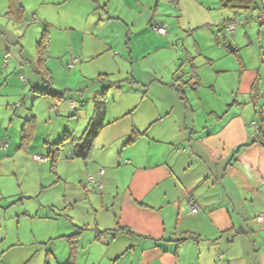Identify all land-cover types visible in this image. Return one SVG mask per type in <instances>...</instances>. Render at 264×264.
<instances>
[{"label": "crops", "instance_id": "0c3cea01", "mask_svg": "<svg viewBox=\"0 0 264 264\" xmlns=\"http://www.w3.org/2000/svg\"><path fill=\"white\" fill-rule=\"evenodd\" d=\"M141 2L137 0L139 5ZM189 2L208 5L209 0ZM211 3L220 4V1ZM23 8L21 20L7 19L21 23L26 12L24 5ZM225 9L221 13L223 21L235 16H230L233 9ZM99 21L101 19L94 20L96 23L90 29L87 22L81 27L63 28L68 31L71 41L74 33L79 42L76 49L72 42V50L81 61L79 69L82 72L88 70V66L92 67L102 55L109 56L104 63L106 68L97 72L98 78L110 75L107 68L114 64L112 44L107 36L95 31L99 29ZM188 25H191L190 21ZM200 25L207 27L214 24L205 22ZM126 26V37L132 36L128 24ZM208 30L213 32L211 28ZM223 30L218 28L208 44H205L204 38L190 33L195 41L194 48L201 52V47H209L203 51L204 61L199 66L207 69L199 70L195 65L193 70L183 62L187 57H193L188 47L179 50L170 39L160 40L161 43L169 41L166 48L178 56L173 69L167 77L151 74L143 78L134 70L127 73L124 80L130 84L146 85L149 93L143 96L135 94L136 104L131 102L121 106L120 113L115 114L113 108L109 110L103 96L110 87H120L119 80L108 81L101 90V96L92 95L91 100L90 97L84 98V103L90 101L92 104L85 128L93 115L95 100L105 103V126L97 132L86 157L74 156L72 152L66 158L83 161L85 169L80 167L78 172L80 177H85L86 184L88 176L102 183L100 190L88 185L97 192L93 194L91 203L93 209L98 208L101 212L103 229L96 227L95 239L100 241L102 234L108 236L104 238L105 244H109L105 247L104 256V259H111L108 264H264V147L253 142L238 149L255 137L249 125L252 117H249L250 113H244L245 103L238 102V94L251 93L256 74L253 70H246L244 60L239 55L242 66L235 78L229 83L218 84V78L225 69L213 70L217 59L213 50H218L215 51L218 55L223 52L219 45ZM160 36L165 37L167 33ZM1 38L0 32V58L2 54L3 57L9 55L6 68L18 65L17 70L22 71L26 63L21 62L23 53L18 51L16 55L13 48L17 43L16 35L10 36L11 41ZM125 44L132 56V40L130 48L129 41ZM50 46L49 41L46 59L49 58ZM33 57L28 70L34 77L24 76V81L27 80L33 92L42 95L38 89L47 85L39 72L37 51ZM178 61L180 65L177 67ZM44 66L52 83V71L46 60ZM194 72L198 78H193ZM178 86L183 94L188 88L189 92L204 89L216 95L217 102L209 103L206 108L209 127L198 117H193L194 108L186 96L182 98L177 91ZM49 87L63 95V102V92L53 89L51 84ZM82 90H79L80 97L84 94ZM198 102L199 106L205 107L204 102ZM70 107L77 109L74 102L70 103ZM138 107L143 108L142 114L134 115ZM119 119L123 123L113 127ZM85 128L78 135L70 136L80 138ZM109 128L114 130L108 131ZM133 131L141 134L133 142L126 143ZM72 144L79 143L72 141ZM94 150L97 151L93 155ZM90 156L95 165L91 170L89 164L85 163ZM100 168L104 169L101 176L98 175ZM190 201L198 204V212L189 211ZM259 216H262L261 221L257 220ZM127 229L131 232H127ZM187 233L197 235L198 240L178 241ZM31 260L32 257L24 264H31ZM46 261L47 258L44 263Z\"/></svg>", "mask_w": 264, "mask_h": 264}, {"label": "rangeland", "instance_id": "374dc122", "mask_svg": "<svg viewBox=\"0 0 264 264\" xmlns=\"http://www.w3.org/2000/svg\"><path fill=\"white\" fill-rule=\"evenodd\" d=\"M20 1L25 7V19L16 23L5 16L8 0H0L1 39L11 41L10 36L16 35L17 43L13 48L16 55L18 51L23 53L21 62L26 63L22 71L17 70L18 65L9 69L6 68L9 55L3 57L2 54L0 58V264H24L31 257V264H44L45 258L49 264H59L57 262H63L69 251L63 234L83 228L79 235L75 264H108L111 259H104L105 247L109 245L105 244L104 238L108 236L102 234L100 241L95 239L97 228L100 226L103 229L100 223L101 212L98 208L93 209L91 203L93 194L97 192L86 184L85 177H80V167L85 169L83 161L66 158L81 149L65 139L55 164V172L52 171L51 158H47V155L55 151L53 143L68 133L78 135L82 132L92 110L91 102L84 103V98L90 97L91 100L92 95L101 96V90L108 81L119 80L121 85L110 87L103 94L108 102L106 107L109 110L113 108L116 114L121 112V106L135 102V94L143 96L149 93L146 85L130 84L124 80L127 73L134 70L143 78L151 74L169 75L178 56L166 48L169 47V41L161 43L160 40L170 39L179 50L188 47L194 57V64L199 70L204 68L199 66L204 61L203 51L209 47H201L202 53L194 48L195 41L190 33L204 38L205 44H208L211 35L213 38L218 28L223 29L220 27L223 21L221 13L226 9L219 3H211L218 0H209L206 3L208 5L179 0V8L166 2H160L154 7V0H141V5L137 0ZM257 12V9L231 10L230 16L235 15L243 21L249 17V20L238 24L234 33L223 30L219 43L222 55L215 53L218 50H213L217 58L213 70L225 69L218 78V84L229 83L235 78L237 70L242 66L239 55L244 60L246 70L255 71L251 93L238 94V102L245 103L244 113H250L249 117H252L249 125L253 133L256 132L251 123L255 121L260 124L261 114L264 115V24L256 19ZM98 19H101V31H95L107 36L114 57V64L107 68L110 75L99 78L96 74L101 68H106L104 63L109 56L102 55L94 61L92 67H87L86 73L82 72L79 69L81 61L72 50V42L75 49L79 42L74 33L71 41L68 31L63 29L81 27L86 22L90 29L96 23L94 20ZM189 21L191 25H188ZM205 22L214 25L201 27L200 24ZM126 24L132 36L126 37ZM158 24L164 26L167 36L162 37L155 32L153 26ZM209 28L213 30L212 33ZM43 30L49 35L51 45L49 58L46 59L52 71L51 85L64 94L60 104L53 97L33 92L27 80L20 79V74L23 77H34L28 68L31 60H34L36 42L41 38ZM130 38L134 52L132 56L125 44L129 41L130 48ZM227 44L237 51L227 52ZM73 57L78 62L69 69L67 63ZM179 65L180 61L177 67ZM79 90L84 93L81 97ZM185 93L183 95L194 108L193 117H198L209 127L206 108L209 103L217 102L216 95L204 89L189 92L187 88ZM141 98H138L139 101ZM198 101L204 102L205 107L199 106ZM71 102L76 104V110L70 107ZM142 109L138 107L134 115H141ZM29 116H35L32 130L30 136L23 138L25 133L22 134V126ZM109 116L110 113L107 118ZM121 123L123 121L119 119L113 127ZM112 130L114 128L108 129ZM92 161L91 156L85 161L90 170L95 166Z\"/></svg>", "mask_w": 264, "mask_h": 264}, {"label": "trees", "instance_id": "16d2710c", "mask_svg": "<svg viewBox=\"0 0 264 264\" xmlns=\"http://www.w3.org/2000/svg\"><path fill=\"white\" fill-rule=\"evenodd\" d=\"M219 1H220L221 7L231 8L234 10L241 9L244 11H250V10L257 9L258 10L257 14L264 13V3L262 2V0H219ZM160 2H166V3L172 4L173 6H177V4H178V0H155V6L154 7H157ZM5 15L7 16V18H9L10 20H13V21L21 20L23 15H24V8H23L21 1L20 0H8V5H7V10L5 12ZM229 18H237V17L233 16V17H229ZM229 18L225 19L222 22V28H224V24ZM246 18L248 19L249 17H246ZM260 24H264V22L260 23ZM44 31L45 30H43V32H42L41 38L36 42V51H37V55H38V62L37 63H38V67L40 69L39 72L42 76H44L43 79H44V82L46 83L47 86L43 89H38V91H39V93H41L44 96L56 98L58 100V104H60L59 102L62 101L63 95L61 93L55 92V91L50 89L49 86H50L51 82L49 79L50 78L49 73L45 69V66H44L45 60L47 57V50H48V46H49V35L47 36V32L45 33ZM236 51H237V49L234 52H236ZM183 62H186L189 65V68H191L193 70L196 68L195 64L193 63V57H190V58L187 57V59H185ZM192 76H193V78L194 77L198 78L197 74L195 72L192 73ZM177 91L179 93H181L180 95L182 96V98H184L183 91H182L180 86L177 87ZM94 102H95V104H94L93 115H92L91 119L89 120V122H88V124H87V126L83 132V135L80 138H74L73 139L70 136V134L68 133L60 141L53 144L54 146H56V148H54L55 151L53 153L50 152L48 155L51 158L52 171H54V172L56 171V165L55 164L58 160V155H59L61 147L64 144L65 139H69V140L75 141V142L78 141L79 144H76V145L79 146V149H81V150H79L77 153L74 152V154H73L74 156L78 155L81 157H86L88 155L89 150L91 149L94 137L96 136L97 132L103 126H105V123H104L105 103L102 100L101 101L95 100ZM32 124H33V117L26 119V123L23 124V126H22V134H23V132L25 133L23 135V138L27 137L28 135L30 136V132L32 130ZM258 127H259L258 131L254 134L255 138L253 140H251L249 143L241 145L240 147H238V149L243 147V146H248L249 144H251L253 142H258L260 145H262L264 147V115H263V113L261 114V123L258 124ZM140 134L141 133L138 131H133L129 135V137L126 139V143L133 142L134 140H136L137 136ZM25 144H26V141L24 142L23 146H25ZM237 150L235 152H237ZM86 181H87V178H86ZM82 230L83 229H79L78 231L64 235V237L66 238L67 243H68L69 251H68V256H67L66 260L60 264H75L74 258H75V254H76L78 237L81 234ZM126 231L131 232L128 229ZM198 238L199 237L193 233H187L185 236L182 237V239H179L178 241L189 240V239L198 240ZM44 264H49V263H48V261H46Z\"/></svg>", "mask_w": 264, "mask_h": 264}, {"label": "built area", "instance_id": "2783aa9c", "mask_svg": "<svg viewBox=\"0 0 264 264\" xmlns=\"http://www.w3.org/2000/svg\"><path fill=\"white\" fill-rule=\"evenodd\" d=\"M256 19L260 23H263L264 22V13L257 14L256 15ZM248 20H249V18L248 19L246 18L244 21L245 22H248ZM244 21L241 20V19H238V18H229L225 22L224 28H225L226 31H228L230 33H234L236 31V29H237V25L240 24V23H242V22H244ZM153 28H154L155 32L158 33V34H160V35H164V34L167 33L166 29L161 24L155 25V26H153ZM77 62H78V59L76 57H73L71 59V61L67 63V67L69 69H71V68H73L76 65ZM20 79L23 80V81L25 80L22 75L20 76ZM251 125L253 126L254 131L257 132L258 131V128H259L258 127V124L255 121H253L251 123ZM103 172H104V169L103 168H100L98 170V175L101 176L103 174ZM87 182L90 185H92L97 190H100L102 188V183L100 181H96L91 176H88L87 177ZM198 210H199L198 204L195 201H190L189 202V211L191 213H196V212H198ZM257 220L258 221H261L262 220V216L257 217ZM218 256H221V255L219 254Z\"/></svg>", "mask_w": 264, "mask_h": 264}, {"label": "water", "instance_id": "95a60500", "mask_svg": "<svg viewBox=\"0 0 264 264\" xmlns=\"http://www.w3.org/2000/svg\"><path fill=\"white\" fill-rule=\"evenodd\" d=\"M226 48L230 51L233 52L235 50V47L231 46L230 44L226 45Z\"/></svg>", "mask_w": 264, "mask_h": 264}]
</instances>
